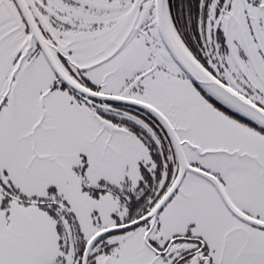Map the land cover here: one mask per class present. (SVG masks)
Listing matches in <instances>:
<instances>
[{
    "label": "snow or ice",
    "instance_id": "obj_1",
    "mask_svg": "<svg viewBox=\"0 0 264 264\" xmlns=\"http://www.w3.org/2000/svg\"><path fill=\"white\" fill-rule=\"evenodd\" d=\"M0 264H264V0H0Z\"/></svg>",
    "mask_w": 264,
    "mask_h": 264
}]
</instances>
